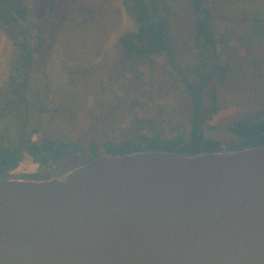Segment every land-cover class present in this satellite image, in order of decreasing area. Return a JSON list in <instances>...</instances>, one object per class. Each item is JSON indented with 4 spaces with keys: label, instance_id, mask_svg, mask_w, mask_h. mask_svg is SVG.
I'll return each instance as SVG.
<instances>
[{
    "label": "water",
    "instance_id": "obj_1",
    "mask_svg": "<svg viewBox=\"0 0 264 264\" xmlns=\"http://www.w3.org/2000/svg\"><path fill=\"white\" fill-rule=\"evenodd\" d=\"M0 264H264V146L0 179Z\"/></svg>",
    "mask_w": 264,
    "mask_h": 264
},
{
    "label": "rangeland",
    "instance_id": "obj_2",
    "mask_svg": "<svg viewBox=\"0 0 264 264\" xmlns=\"http://www.w3.org/2000/svg\"><path fill=\"white\" fill-rule=\"evenodd\" d=\"M4 1L24 9L22 14L15 12L30 29L32 43L40 34L45 42L46 57L39 65L36 55L29 93L35 102L32 115L41 119L42 129L78 135L91 131L97 118H109L106 137L122 141L140 114L157 121L168 136L186 137L188 108L193 104L183 91L182 74L201 81L217 66L229 67V74L224 83L216 82L218 112L204 125L208 138L228 140L234 122L251 121L264 112V0H207L218 20L217 49H205L185 37L195 17L188 0H158L159 13L173 24L181 71L166 56L141 63L122 59L121 35L138 29L122 0ZM17 62V48L0 19V92L12 95ZM42 103L48 109L58 107L59 113L51 118L40 112ZM7 124L11 126L9 118L0 119V134L9 131ZM40 136L34 134L33 140ZM65 163L66 170L79 164L77 160ZM24 164L30 165L29 173L12 174L25 178L38 170L31 158Z\"/></svg>",
    "mask_w": 264,
    "mask_h": 264
},
{
    "label": "trees",
    "instance_id": "obj_3",
    "mask_svg": "<svg viewBox=\"0 0 264 264\" xmlns=\"http://www.w3.org/2000/svg\"><path fill=\"white\" fill-rule=\"evenodd\" d=\"M157 1L122 0L124 8L138 25L136 32H126L119 39L122 59L129 63H141L154 62L166 56L171 66L181 71L180 65L176 62V36L173 34V24L168 17L159 13ZM188 1L195 17L185 37L190 36L195 45L205 49L209 46L217 49L218 20L206 6L207 0ZM17 6L0 0V19L5 31L14 41L18 56V62L13 65L12 95L0 92V119L9 118L11 124L5 126L9 131L0 134V179L23 178L12 172L29 158L39 164L40 168L34 175L25 176V179L47 180L106 156L148 151L177 152L193 156L264 146V112H261L257 119L234 122L229 127L232 136L228 140L208 138L205 135L204 125L218 112L215 102L218 93L216 82L222 84L227 80L229 74L227 66H217L203 76L201 81H197L196 77L182 74L183 91L193 104L192 109L188 108L190 127L186 137L168 136L161 126H157V121L145 119L140 114L136 115L134 125L127 129L128 133L122 141L106 137L104 131L109 118H97L91 131H83L78 135L62 136L56 132V128L42 129L41 119L32 115L35 102L30 99L29 93L32 72L37 65L36 55L40 56L38 59L40 65L41 61L45 60L47 49L41 34L32 43L29 37L30 29L25 20L19 19L16 15V12L22 14L24 9ZM259 21L261 20H256ZM254 27L260 30L259 26H252ZM210 102L213 104L207 105ZM42 104L38 110L46 111L51 118L60 111L58 107L48 109L45 103ZM32 119H36V123H31ZM36 133H41V136L33 140ZM67 160H77L79 164L68 170L63 169V164H66Z\"/></svg>",
    "mask_w": 264,
    "mask_h": 264
},
{
    "label": "built area",
    "instance_id": "obj_4",
    "mask_svg": "<svg viewBox=\"0 0 264 264\" xmlns=\"http://www.w3.org/2000/svg\"><path fill=\"white\" fill-rule=\"evenodd\" d=\"M38 165V170H39V168H40V166H39V164H37ZM30 165H26V164H24V162L23 163H21L19 166H18V168L16 169V170H14L12 173H14V174H20V173H22V174H24V173H29V171H28V167H29ZM27 169V170H26ZM38 170L36 171V173L38 172Z\"/></svg>",
    "mask_w": 264,
    "mask_h": 264
}]
</instances>
